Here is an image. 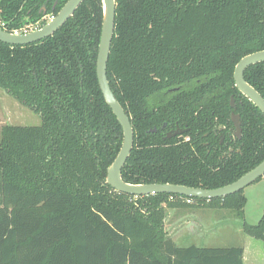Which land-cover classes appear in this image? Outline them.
<instances>
[{"label": "trees", "instance_id": "trees-1", "mask_svg": "<svg viewBox=\"0 0 264 264\" xmlns=\"http://www.w3.org/2000/svg\"><path fill=\"white\" fill-rule=\"evenodd\" d=\"M54 1L0 0L4 29L25 28ZM116 3L107 76L134 129L123 180L216 189L261 164L264 114L238 91L234 72L264 51V0ZM102 23L101 0H89L51 37L0 42V89L42 118L1 131L0 264H244L242 247H179L165 226L167 208L220 209L264 241V216L254 226L243 218V191L135 197L106 183L123 130L97 78ZM245 79L264 98V63ZM233 113L243 129L235 141ZM175 131L183 133L167 138Z\"/></svg>", "mask_w": 264, "mask_h": 264}, {"label": "water", "instance_id": "water-1", "mask_svg": "<svg viewBox=\"0 0 264 264\" xmlns=\"http://www.w3.org/2000/svg\"><path fill=\"white\" fill-rule=\"evenodd\" d=\"M84 1L86 0H69L60 13L45 26L27 34L15 35L0 26V42L11 46H27L42 41L54 35L74 15ZM101 3L103 23L96 65L97 78L103 97L123 130V142L119 153L107 170L106 183L119 193L135 197L168 194L190 199L214 200L242 192L248 186L262 179L264 177V161L237 181L216 189L190 188L173 184L134 185L126 183L123 180L122 171L134 147V129L130 117L112 91L107 76L108 62L115 34L116 0H101ZM260 63H264V51L256 52L242 58L236 65L234 81L238 91L264 114V98L245 79L247 69ZM234 103V99H232L231 105L234 106ZM232 121L240 133L239 116L232 115ZM180 133L177 132L174 136Z\"/></svg>", "mask_w": 264, "mask_h": 264}, {"label": "rangeland", "instance_id": "rangeland-1", "mask_svg": "<svg viewBox=\"0 0 264 264\" xmlns=\"http://www.w3.org/2000/svg\"><path fill=\"white\" fill-rule=\"evenodd\" d=\"M41 116L23 106L7 92L0 89V141L4 126H40ZM243 195L246 199L243 218L251 226L257 225L264 216V177L248 186ZM166 231L169 238L180 247L200 248L244 247L249 252L246 264H264V241L245 233L243 221L236 212L209 208H167ZM208 230H199V225ZM198 226V227H197Z\"/></svg>", "mask_w": 264, "mask_h": 264}, {"label": "flooded vegetation", "instance_id": "flooded-vegetation-1", "mask_svg": "<svg viewBox=\"0 0 264 264\" xmlns=\"http://www.w3.org/2000/svg\"><path fill=\"white\" fill-rule=\"evenodd\" d=\"M69 0H67L66 1V3L68 2ZM86 1H89V0H86ZM86 1H84L81 5H83ZM66 3L64 4V6L66 5ZM80 5V6H81ZM59 6V0H55L54 1V3H53V5H52V10H51V12H49L48 13V10H47V8H46V6L44 5L43 7H42V11L41 12H43V16L40 18V19H38V20H35V22H30L28 25H26V27L25 28H23V29H18V31L19 30H26V31H28V33H30V32H32V31H34V30H37V29H39V28H41V27H43V26H45L49 21H51L54 17H56L59 13H60V11L63 9V7L60 9V11H58V13L56 14L55 13V9L57 8ZM80 6L78 7V9L80 8ZM116 8H117V3H116ZM77 9V10H78ZM76 10V11H77ZM76 13V12H75ZM74 13V14H75ZM74 16V15H73ZM72 16V17H73ZM72 17H70V18H72ZM69 18V19H70ZM68 21V20H67ZM67 23V22H66ZM65 23V24H66ZM64 24V25H65ZM63 25V26H64ZM62 26V27H63ZM61 27V28H62ZM60 28V29H61ZM16 31V30H15ZM14 31H12V33H13ZM57 33V32H56ZM53 36V35H52ZM51 37V36H50ZM233 99V98H232ZM232 101V100H231ZM234 106H235V103H234ZM234 106H232V107H234ZM232 115H236V114H232ZM239 116V115H238ZM239 118H240V116H239ZM231 120H232V116H231ZM233 122V121H232ZM235 125V124H234ZM240 127H241V131H240V133L238 132V130H237V128H236V126H235V132H234V134H233V138H234V141L235 140H240V139H242V123H241V118H240ZM177 132H181V133H183L182 131H175V132H169L168 134H167V138H172V137H175L174 135H175V133H177ZM180 133V134H181ZM172 135V136H171Z\"/></svg>", "mask_w": 264, "mask_h": 264}, {"label": "crops", "instance_id": "crops-1", "mask_svg": "<svg viewBox=\"0 0 264 264\" xmlns=\"http://www.w3.org/2000/svg\"><path fill=\"white\" fill-rule=\"evenodd\" d=\"M196 225H199V227L197 226V227L199 228V230H201V229H202V230H205V229L208 230V229H209V228H203L202 224H200V223H196ZM200 228H201V229H200ZM179 247H180V246H179ZM242 248L244 249L243 263L246 264V263H247V259L249 258V257L247 256V255H249V252H247V249L245 248V246H244V247L242 246Z\"/></svg>", "mask_w": 264, "mask_h": 264}, {"label": "built area", "instance_id": "built-area-1", "mask_svg": "<svg viewBox=\"0 0 264 264\" xmlns=\"http://www.w3.org/2000/svg\"><path fill=\"white\" fill-rule=\"evenodd\" d=\"M0 26L4 29V23H2L1 19H0ZM27 33H28V31H26V30H19V31L16 30L12 34H15V35H23V34H27ZM186 202L189 203V204H192L193 203L192 200H187Z\"/></svg>", "mask_w": 264, "mask_h": 264}]
</instances>
